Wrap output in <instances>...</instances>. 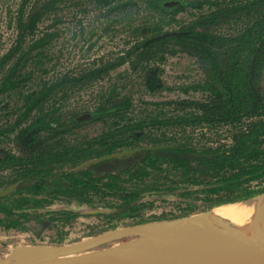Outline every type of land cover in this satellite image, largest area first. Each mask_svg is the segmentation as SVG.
<instances>
[{
    "label": "trees",
    "instance_id": "1",
    "mask_svg": "<svg viewBox=\"0 0 264 264\" xmlns=\"http://www.w3.org/2000/svg\"><path fill=\"white\" fill-rule=\"evenodd\" d=\"M68 1L20 0L14 18L16 39L0 58V97L21 91L33 80L35 72L29 70V63L35 60L41 64L56 36L49 31L39 33L40 25L52 18L59 20L63 3ZM92 1L107 9V17L136 6L132 2L118 5V0ZM146 4L161 14L174 15L184 6L201 9L204 3L187 1L171 6L169 1L148 0ZM231 23L241 24L238 32L224 35L216 30ZM170 47H180L204 64L206 82L189 90L206 92L211 99L195 103L197 114L151 124L126 120L134 101L117 86L100 94L94 109L86 113L58 102L65 98V86L73 81L98 78L129 63L133 56H141V63L153 49L166 54ZM157 75L149 80L152 87L159 84ZM23 97L19 119L0 132V136L13 135L20 152H8L0 146V189L18 185L10 195L0 197V214L5 215L0 217L1 230L28 231L30 222L55 227L57 218L46 219L26 210L60 198L103 208L111 222L142 217L149 196H205L212 201L210 209L254 198L264 193V188H254L255 183L264 182V0L217 5L179 30L152 32L127 56L105 68L81 78H57ZM85 115L86 122H111V127L83 144H66L64 135L82 126ZM156 125L241 127L232 144L203 147L195 145L192 138L156 133L152 128ZM127 151L132 153L81 168ZM60 214L79 216L72 211Z\"/></svg>",
    "mask_w": 264,
    "mask_h": 264
},
{
    "label": "rangeland",
    "instance_id": "2",
    "mask_svg": "<svg viewBox=\"0 0 264 264\" xmlns=\"http://www.w3.org/2000/svg\"><path fill=\"white\" fill-rule=\"evenodd\" d=\"M147 1L118 0L116 2L118 5L132 2L136 6L127 8L122 13L113 12L109 17L105 16L107 9L98 7L92 0H69L63 3L59 20L52 18L40 25L39 33L49 31L56 36L50 44L48 56L42 63L37 64L35 60L29 63V70L35 72L33 80L21 91L0 97V132L11 127L19 119L24 104L23 96L38 91L44 83L53 82L66 75L81 78L92 70L105 68L118 61L120 57L127 56L134 46L156 30L159 32L179 30L200 15L212 12L217 5L226 6L245 0H165L172 6H177L176 3H172L177 1L204 3L201 9L184 6L183 10L174 15L156 12L154 8L147 6ZM19 3L20 0H0V58L7 53L16 39L14 18ZM77 4L79 5L76 6ZM240 27L241 24L231 23L220 25L216 30L228 35L238 32ZM152 52L148 56L144 55L146 60L141 63H138L141 56H133L129 63L98 78H87L77 83L73 81L71 85L65 86V98L58 102L86 113L94 109L100 94L117 86L118 91L132 96L134 101L133 109L125 116L126 120L146 121L147 124H151L155 121L165 122L197 114L199 109L195 103L211 99V95L206 92L189 90L191 86L206 82L204 64L180 47H170L166 54L155 49ZM154 73L158 74L159 79L156 87H152L149 82L153 79ZM185 102L189 104H184ZM83 118L85 120L82 121L84 122L82 126L64 135L66 144L76 146L95 139L106 132L112 124L103 121L86 122V115ZM247 123L248 121H245L243 124ZM240 127L190 126L183 129L156 125L152 128L156 133L192 138L197 146L220 147L232 144L233 136ZM12 136H0V146L8 152L20 153ZM9 173L6 172V176ZM254 188H264V182L255 183ZM145 202L147 203L142 217L136 220L111 222L105 216L109 214L103 208L81 206L65 198L48 201L39 208L33 207L26 211L46 219L57 218V222H54L56 226L46 228L43 224L30 222L27 224L28 231L0 229L1 257H8L24 246L52 247L82 243L110 231L144 224L141 219L147 220L146 223L180 220L212 210L209 207L212 201L207 200L205 196H201L200 199L149 196ZM188 210L194 211L184 216ZM65 211L75 212L79 216L67 218L60 214ZM4 216L0 214V217ZM131 240L132 238H128L102 248ZM17 261L18 259L14 258L13 263Z\"/></svg>",
    "mask_w": 264,
    "mask_h": 264
},
{
    "label": "water",
    "instance_id": "3",
    "mask_svg": "<svg viewBox=\"0 0 264 264\" xmlns=\"http://www.w3.org/2000/svg\"><path fill=\"white\" fill-rule=\"evenodd\" d=\"M172 3L181 4L179 1ZM130 153L132 151L99 158L84 164L81 168L86 169L99 162L121 158ZM17 186L13 185L1 191L0 197L10 195ZM206 214L207 212L180 220L191 221L192 218L198 219ZM180 220L150 222L126 227L74 245L38 247L43 253L40 258L18 260L13 263L16 254L14 253L0 260V264H197V259L206 258L209 250H204L195 237L187 236L179 230L177 222ZM128 238L132 240L102 248ZM170 239L176 243L173 249L164 245ZM207 264L218 263L209 259ZM250 264H264V250Z\"/></svg>",
    "mask_w": 264,
    "mask_h": 264
},
{
    "label": "bare ground",
    "instance_id": "4",
    "mask_svg": "<svg viewBox=\"0 0 264 264\" xmlns=\"http://www.w3.org/2000/svg\"><path fill=\"white\" fill-rule=\"evenodd\" d=\"M177 225L182 233L195 237L204 250H209L206 258L197 259V264H207L209 259L218 264H250L264 250V194L220 205L205 216L180 220ZM164 245L173 249L176 243L170 239ZM15 253L19 261L43 255L34 246L20 247Z\"/></svg>",
    "mask_w": 264,
    "mask_h": 264
},
{
    "label": "crops",
    "instance_id": "5",
    "mask_svg": "<svg viewBox=\"0 0 264 264\" xmlns=\"http://www.w3.org/2000/svg\"><path fill=\"white\" fill-rule=\"evenodd\" d=\"M4 258H6V257H1V251H0V260H2V259H4Z\"/></svg>",
    "mask_w": 264,
    "mask_h": 264
},
{
    "label": "flooded vegetation",
    "instance_id": "6",
    "mask_svg": "<svg viewBox=\"0 0 264 264\" xmlns=\"http://www.w3.org/2000/svg\"><path fill=\"white\" fill-rule=\"evenodd\" d=\"M177 6H180V5L177 4Z\"/></svg>",
    "mask_w": 264,
    "mask_h": 264
}]
</instances>
